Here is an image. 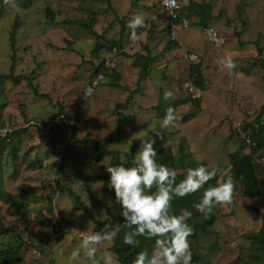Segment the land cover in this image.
<instances>
[{
  "label": "rangeland",
  "instance_id": "rangeland-1",
  "mask_svg": "<svg viewBox=\"0 0 264 264\" xmlns=\"http://www.w3.org/2000/svg\"><path fill=\"white\" fill-rule=\"evenodd\" d=\"M191 1L209 4L212 16H219L207 26L217 32L222 43L211 42L202 28L190 26L189 19L183 20L186 26L177 25L175 37H171L170 24L158 0H109L111 7L105 0H0V73L8 75L12 71L14 76H27L30 82L13 83L7 79L0 84L1 101L7 104L0 124L8 128L3 129L25 128L29 121L40 125L62 111L72 119L75 138L101 142L117 135L121 112L130 119L121 125L122 143L110 146L121 155L131 157L140 144L136 137L148 132L156 151L170 147L176 154L183 138L185 158L192 166L203 162L209 168L227 169L228 154L238 148L244 136L240 133L237 137L233 131L239 132L240 126L254 120L264 105L263 71L257 61H264V0ZM46 10L53 21L46 18ZM93 13L96 22L92 29L99 36L97 40L80 23L88 21ZM137 14L144 18L145 27L137 28V39L131 40L126 22ZM15 18L19 27L12 53L8 38ZM121 37L123 49H119ZM112 43L116 45L110 47ZM135 53H150L155 60L149 76L140 82L139 68L132 66L130 58ZM222 58H231L235 68L224 69L219 64ZM106 60L114 67L102 77ZM194 64L200 65L204 92L191 84L189 69ZM110 74L118 79L109 78ZM97 76L98 86L84 96L83 88ZM165 90L171 91L173 97L165 100ZM185 97L198 98L200 108L178 106L175 112L180 119L170 128L159 130V135L152 132L157 130L154 125L160 113L155 107L159 102L171 105ZM194 111L193 118L182 121ZM262 120L264 123V115ZM11 145L4 148L0 158V187L14 195L20 186L27 187L18 197L29 221L11 215L10 208L0 202V229L13 230L5 235L0 231V251L7 244L11 245L9 250H14L18 244L15 236L23 243L38 245L44 235L41 221L51 223L52 229L58 226L59 232L46 241L40 254L20 245L9 264H90L83 257L72 261L70 252L83 235L93 231L112 234L111 239L97 245L100 264H118L110 249L118 204L114 193L106 191L107 181L99 179L106 174L109 160L92 163L93 145H75L73 154L81 158L74 165L72 156L61 157L62 148L59 155L48 150L32 129L15 137ZM258 161L264 167V158ZM74 168L80 171L79 176ZM178 171L185 175L186 171ZM54 180L67 184L102 225H95L76 209L74 200L60 192ZM186 210L199 213L196 209ZM215 215L209 242H216L218 249L203 252L204 259L210 264H242L251 244L248 236L264 226V198H242L236 192L230 204H218ZM0 264H6L4 259Z\"/></svg>",
  "mask_w": 264,
  "mask_h": 264
},
{
  "label": "trees",
  "instance_id": "trees-1",
  "mask_svg": "<svg viewBox=\"0 0 264 264\" xmlns=\"http://www.w3.org/2000/svg\"><path fill=\"white\" fill-rule=\"evenodd\" d=\"M30 1L32 0H23L24 3ZM76 1L83 2L84 0H76ZM105 1L111 7L109 0H105ZM46 18L53 21L52 14L49 10H46ZM95 19H96V15L95 13H93L91 15V18L88 19V21L85 20V21H81L80 23L83 24L85 28L90 30L91 36L97 40L99 39V36H97V34L92 29L96 22ZM184 19L190 20L191 23L190 26L192 28L204 29V27H207V25L211 23L213 20L219 19V16L217 17L212 16L209 4L196 3L190 0L188 5H186L184 8H182L179 11V16L174 18L172 21L177 25L180 24ZM121 24H123V21H121ZM168 24H170L169 19H168ZM18 27H19V20L15 18L11 30L9 32V38H8L9 48L12 53H14L15 38ZM123 29L124 27L122 28L121 33ZM122 41H123L122 37L119 38L118 40L119 49H123ZM211 42L213 41L211 40ZM95 45L97 47L96 43ZM115 45L116 44L112 43L110 47H114ZM174 46L177 47V44H175ZM97 48L94 50V52L96 53H97ZM258 52H260L259 49ZM130 58H132V66L134 68H139V82L147 78L150 74L151 68H153V63L155 61L154 57L151 56L150 53H145V54L135 53ZM257 61H260V67L263 71L262 79L264 80V61L263 60L261 61L260 59H258ZM111 65H112L111 67H114L113 62H111ZM102 69L103 71L101 75L103 77L105 72L110 68L102 67ZM189 76H190V80L192 81L191 83L192 86L195 87L200 92H204L206 88L205 80L202 76V72L199 64H194L190 66ZM112 77L114 79H118L117 75L111 76L110 74L109 78ZM7 79H9L13 83H19L20 81H27L28 84L30 85L29 78L27 76H14L12 71L8 75L0 73V84L6 81ZM112 84L113 82L110 84V86H112ZM186 104H190L192 108L196 110L200 108V100L198 98L196 99L193 97H185L183 99H180L177 102L172 103L171 106L175 110L176 107ZM6 105H7L6 102L1 101L0 98V119L2 117L3 109L6 107ZM167 106L168 105L159 102L158 106L155 107V110H157V112L160 113L158 116L159 118L163 117L165 108ZM195 113L196 112L194 111L191 114H187L182 119V121L187 122L190 118L194 117ZM263 115H264V105L261 106L260 112L254 120L240 126L239 132L233 131V133L237 137H239L240 133L243 134L244 136L243 138L240 139L238 148L234 152L228 154L227 156L228 168L221 169V174L227 173L231 175L233 178V182H234L233 194L238 192L240 193L242 198H248V199L264 198V174L262 173L264 171V167L258 161L259 159L264 158V123L262 120ZM58 116H64L68 123L63 125V127L59 126L57 123H53ZM129 119L130 118H127L126 116L122 115L121 112H118V119L116 125L117 135L115 137L106 138L101 142L96 140H87V139L84 140V139L75 138L74 136L75 128L72 119L62 111L56 112L55 114L50 116L44 123H40V125L37 122L29 121L25 128H19L17 130L11 129L10 131H6L5 133H2L1 130H3V128H8V127H3V125L0 124V158H2L3 156L4 148L10 146L11 142L14 140L15 137L19 136V134L25 132L27 129H32L38 135L40 142L44 144V146L48 150L50 149L53 153L56 150V146L64 145V148L62 149L61 157L65 154H68V156H72L73 158L72 161L74 165L80 162L78 159L81 157L79 155L73 154V151H75L73 147L77 148L75 145H83L85 148H87L88 146L93 145L90 153V160L92 163L97 164L103 161L104 159H108L109 160L108 166L110 164L115 165L118 163H123L126 167L131 166V157H129L126 160H121L120 152L118 150L110 148L112 144L122 143L123 130L121 125L123 122L124 123L128 122ZM48 123H51L52 125L47 130H44L42 126ZM11 151L15 153V150H13L12 148ZM156 154L157 155L155 159L157 163L164 164L176 170L177 182L182 180L185 176L182 172L178 170L186 171V169L189 167H196L199 164H205L201 162L192 166L191 162L186 160L184 154L183 138L179 140L178 153L173 154L170 147H163L158 149L156 151ZM0 172H1V162H0ZM74 172L75 175L77 174V176H79L80 171L78 169L74 168ZM221 174H218L217 176L209 180L204 185V188L222 182L224 179V175ZM108 176L109 174L106 172V174L99 176V179L108 181ZM54 184L56 185V187L59 189L60 192L66 193L72 200H74L73 202L76 205V209L81 210L92 223L98 226L102 225V223H100L95 218L93 213L80 200L79 196L75 194L67 186V184H62L57 180H54ZM26 189L27 187L22 185L18 188L19 193L17 195H14L3 190V188L0 187V202H2L3 204L7 205V207L10 208L11 215L19 217L24 221L28 222L29 218L27 217V214L23 209L22 200L20 199V197H18L24 191H26ZM106 191L108 193L113 194V192L109 188H107ZM202 192H203V188L198 190L197 192L187 194L184 197L174 198L170 202L171 212L173 214H180L182 213L183 210H186L187 208L195 209L193 205L195 202L198 201ZM52 194H54L53 191ZM48 202L50 203L51 201L48 200ZM97 204H99V202H97ZM217 206L218 205L213 206L212 211L207 214L201 212H199L198 214H192L187 220V223H189L193 229L191 235L188 237L189 247L192 253L191 264H210L208 261L204 259L202 255L203 252L205 251L216 252V250L218 249L216 242L214 241L209 242L211 227L216 222L215 209ZM102 207L107 209L105 205H102ZM47 210L48 213L51 214V208L48 207ZM114 222L116 225V230H115L113 243L110 249L112 253L116 256V260L118 264H132V261L135 259L136 254L140 251H146L149 254L152 253L154 246L152 238L138 236L135 238L138 241V243L134 245H127L123 242V235L127 230L123 227L122 224L123 217L119 214V205H118V213L114 217ZM40 225L43 226L44 228V235L43 238H41L38 241V245L32 244L31 241H26L25 243H23L18 238V236H15V238L18 240L17 241L18 244L16 243L17 245H15L14 250H9L11 245L7 244V248L4 251H0L1 252L0 259H4L5 263L9 264L11 261V256H14L17 253V251L20 249V245L23 246L26 245V247H30L36 250L35 251L36 253L40 254L42 249L46 246V241H49L50 238L54 239L55 234L59 232L58 226H55L52 229L53 226H51V223L48 224V222L45 223L41 221ZM0 231L2 232L3 235L13 233L12 228L1 227ZM248 237L251 240V244L246 253L247 256L242 261V264H252L253 262H259L260 260L264 262V226H262L258 232H255L254 234H251Z\"/></svg>",
  "mask_w": 264,
  "mask_h": 264
},
{
  "label": "clouds",
  "instance_id": "clouds-1",
  "mask_svg": "<svg viewBox=\"0 0 264 264\" xmlns=\"http://www.w3.org/2000/svg\"><path fill=\"white\" fill-rule=\"evenodd\" d=\"M164 4L169 14H173L175 0H164ZM185 6L184 4L182 8ZM126 26L129 29V38L136 40V30L145 27V20L137 14L126 22ZM205 35L217 44L222 43V38L217 37L213 29H207ZM219 64L229 71L235 68V62L231 58H222ZM95 83L96 81H93L85 85L82 91L84 96L92 94ZM170 97H173V93L165 90L163 98L167 100ZM179 119L180 116L174 108L168 105L163 117L154 125L157 130L152 132L159 135V130L170 128ZM136 138L140 140V144L137 151L131 155V166L126 167L123 163H118L105 168L109 174L107 187L114 193V201L119 205V214L123 217V227L127 230L123 235V242L134 245L138 243L135 239L138 236L153 239L152 253L138 252L132 264H191L192 253L188 237L193 229L187 220L192 213L183 210L180 214H173L170 202L174 198L184 197L203 188L193 207L207 214L215 205L232 202L233 178L227 173H222V182L204 188L209 180L221 174V170L217 166L209 168L205 164H199L187 168L184 178L177 182V172L174 168L157 163L156 149L153 147L155 141L148 136V132L143 137ZM120 159L126 160L128 157L122 154ZM111 236V233L102 234L95 231L83 235L78 245L71 250L70 259L76 261L83 257L90 264H100L97 245L101 241L111 239Z\"/></svg>",
  "mask_w": 264,
  "mask_h": 264
},
{
  "label": "built area",
  "instance_id": "built-area-1",
  "mask_svg": "<svg viewBox=\"0 0 264 264\" xmlns=\"http://www.w3.org/2000/svg\"><path fill=\"white\" fill-rule=\"evenodd\" d=\"M186 1L187 0H175V7L172 8V13L173 14H169L168 8L165 7L164 0H159V2H160L159 5H160L161 13L163 14V16H165L166 18H168L170 20V28L169 29H170L171 37H175L177 25H181L182 24L183 26H186L185 21H182L180 24H177V25L172 21L174 18H176L177 16H179V11L181 10V8L183 7V5H184V3ZM207 29H213V28H211V27L208 26V27H204V29H201V31L205 34V32H206ZM215 33H216V35L218 37V34H217L216 31H215ZM111 66H112L111 65V62L108 61V60H106L103 63V65H102V67H105V68H110ZM98 80H99V77L97 76L95 78V80H94V81H96L94 87L96 86ZM53 123H57L59 126L63 127V125L67 124L68 122H67V120H66V118L64 116H58L54 120ZM51 125H52L51 123H48V124L42 126V128L44 130H47ZM1 131H2V133H5L6 131H10V130L3 129ZM60 148L63 149L64 148V145H61V146L58 145V146H56V150L54 151L56 155L59 154ZM62 149H61V152H62Z\"/></svg>",
  "mask_w": 264,
  "mask_h": 264
}]
</instances>
